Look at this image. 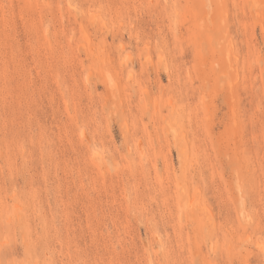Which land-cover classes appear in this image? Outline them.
Instances as JSON below:
<instances>
[{
	"label": "rangeland",
	"instance_id": "rangeland-1",
	"mask_svg": "<svg viewBox=\"0 0 264 264\" xmlns=\"http://www.w3.org/2000/svg\"><path fill=\"white\" fill-rule=\"evenodd\" d=\"M0 264H264V0H0Z\"/></svg>",
	"mask_w": 264,
	"mask_h": 264
}]
</instances>
